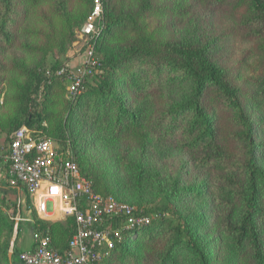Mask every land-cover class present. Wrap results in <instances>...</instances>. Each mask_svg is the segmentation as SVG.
<instances>
[{
	"label": "trees",
	"instance_id": "obj_1",
	"mask_svg": "<svg viewBox=\"0 0 264 264\" xmlns=\"http://www.w3.org/2000/svg\"><path fill=\"white\" fill-rule=\"evenodd\" d=\"M104 1L105 21L92 37L95 67L81 76L80 91L67 97L69 72L59 71L66 65L61 53L93 4L87 15H77L67 7L68 0H0V41L7 47L16 42L18 33L42 34V28L32 22L41 4L47 3L61 20L58 33L47 34L42 45L31 46L43 55L56 46L60 55L30 67L20 65L22 79L8 81L4 98L12 105V112L0 117L1 131L28 125L36 134L66 141L68 123L77 116L83 122L106 125L142 147L152 139L180 144L212 172L211 177L193 187L176 186L152 203L139 206L150 221L125 231L108 256L129 255L128 247L134 241L155 251L151 257L155 264H210L201 236L176 203L183 189L191 193L205 188L221 207V225L241 258L247 264H264V168L258 162L263 143L255 138V120L239 88L214 58L210 42L173 40L149 28L147 15L166 9L156 0H139L137 9L119 13ZM206 1L231 4L240 11L241 23L248 26L264 58V0ZM22 19L25 23L17 33V22ZM127 34L123 52L100 46L101 38L120 42ZM44 64L49 67L46 71L40 70ZM177 83L187 92L181 99L166 93ZM82 170L92 176L89 169ZM11 185L23 186L21 182ZM94 186L105 192L96 180ZM21 189L32 207L34 230L47 231L52 246L64 252L75 232V216L41 218L30 192L24 186ZM4 203L5 198H0V264H11L8 250L16 220L4 212ZM119 223V218L110 217L103 222L112 226ZM20 229L19 221L18 232ZM19 250L16 245L13 260H19Z\"/></svg>",
	"mask_w": 264,
	"mask_h": 264
},
{
	"label": "rangeland",
	"instance_id": "obj_2",
	"mask_svg": "<svg viewBox=\"0 0 264 264\" xmlns=\"http://www.w3.org/2000/svg\"><path fill=\"white\" fill-rule=\"evenodd\" d=\"M166 7L162 12L148 14L146 21L150 29L173 40L210 42L213 56L226 68L228 77L241 93L249 114L254 118L255 138L263 143L258 151V162L264 168V58L259 54L256 41L248 26L241 23V13L231 4L206 0H156ZM182 1V4L180 2ZM103 2V15L97 25L105 21L106 4ZM93 1L68 0V8L77 15L89 12ZM115 12L135 10L139 0H108ZM168 5L172 7L169 8ZM91 12V11H90ZM90 13H88L89 16ZM87 16V18H88ZM75 26L71 40L67 42L61 56L65 62L59 71H68V86L65 95L71 96L69 85L74 75L81 74L91 67L90 48L94 47L92 36L82 34L81 27L87 20ZM32 22L42 28V34L18 33L25 19L18 20L15 31L16 42L6 46L0 41V117L12 112V105L4 98L9 80H20L22 70L18 66H33L41 61H51L60 55L58 47L45 55L32 49L34 44H44L46 35L58 33L61 28L59 16L53 14L49 5L41 4L32 15ZM122 41L108 42L101 38V48L124 51L129 35ZM94 56V55H93ZM95 57V56H94ZM92 60V59H91ZM47 64L40 70H47ZM74 74V75H73ZM176 99L187 95L181 84L166 90ZM146 106V101L144 102ZM68 123L66 141L53 137L59 146L70 150L79 167L81 178H85L93 192L103 196H114L128 202L136 212L139 208L155 201L176 186L193 187L212 172L200 166L195 157L180 144L152 139L145 147L129 137L117 135L112 128L98 122H83L77 116ZM11 131H1L5 138ZM78 159H81L80 162ZM82 167L91 171L83 172ZM105 192L95 188V180ZM70 189L76 182L71 181ZM178 210L186 216L201 236L210 257V264H247L232 244L230 236L221 225V207L215 202L213 194L203 188L200 192L183 189L176 199ZM49 208H52L49 203ZM28 235V234H27ZM17 234L15 245L17 244ZM30 237V234H29ZM129 255L108 256L99 264H155L151 257L154 250L137 246L132 241L128 247ZM147 256V260H146Z\"/></svg>",
	"mask_w": 264,
	"mask_h": 264
},
{
	"label": "built area",
	"instance_id": "obj_3",
	"mask_svg": "<svg viewBox=\"0 0 264 264\" xmlns=\"http://www.w3.org/2000/svg\"><path fill=\"white\" fill-rule=\"evenodd\" d=\"M102 15V0H93L92 11L80 32L92 37L97 34L100 29L97 22ZM92 53L90 48L91 67L73 74L71 95L80 91L81 76L95 67ZM0 156L8 182H21L30 192L39 217L46 219L53 215L52 211L75 216V232L64 252L52 246L47 231L36 229L33 247L18 252L21 264H99L123 240L125 231L136 230L150 221V216L136 213L128 202L93 192L86 179L80 177L71 151L61 148L51 136L36 134L28 125L13 130L8 138H0ZM71 181L76 182L72 189ZM108 217L119 218V225H104ZM12 218L18 222L24 219L19 214H13Z\"/></svg>",
	"mask_w": 264,
	"mask_h": 264
},
{
	"label": "crops",
	"instance_id": "obj_4",
	"mask_svg": "<svg viewBox=\"0 0 264 264\" xmlns=\"http://www.w3.org/2000/svg\"><path fill=\"white\" fill-rule=\"evenodd\" d=\"M2 166L3 160L0 156V198H5L3 210L10 218H12L13 214H19L24 218L20 220L21 229L17 238V246L20 250L31 248L34 245V218L32 215V207L27 204L25 193L21 192L23 186L11 185L7 180L5 171L1 168ZM51 213L53 215L48 216L46 219H63L66 217L65 214H60L57 211H52Z\"/></svg>",
	"mask_w": 264,
	"mask_h": 264
},
{
	"label": "water",
	"instance_id": "obj_5",
	"mask_svg": "<svg viewBox=\"0 0 264 264\" xmlns=\"http://www.w3.org/2000/svg\"><path fill=\"white\" fill-rule=\"evenodd\" d=\"M17 234H18V221H15L13 234H12V237H11V240H10V247H9V250H8V257L10 259V263L11 264H21V262L19 260H13V257H12Z\"/></svg>",
	"mask_w": 264,
	"mask_h": 264
},
{
	"label": "bare ground",
	"instance_id": "obj_6",
	"mask_svg": "<svg viewBox=\"0 0 264 264\" xmlns=\"http://www.w3.org/2000/svg\"><path fill=\"white\" fill-rule=\"evenodd\" d=\"M57 214V213H56Z\"/></svg>",
	"mask_w": 264,
	"mask_h": 264
}]
</instances>
